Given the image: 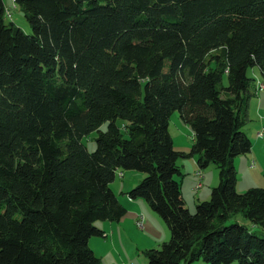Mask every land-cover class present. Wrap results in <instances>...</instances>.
Wrapping results in <instances>:
<instances>
[{
    "label": "trees",
    "instance_id": "obj_1",
    "mask_svg": "<svg viewBox=\"0 0 264 264\" xmlns=\"http://www.w3.org/2000/svg\"><path fill=\"white\" fill-rule=\"evenodd\" d=\"M13 2L31 32L0 0V264H99L95 222L127 212L110 186L118 169L144 173L126 193L169 228L148 264H264V236L227 222L240 212L264 229V186L238 192L233 161L251 150L242 110L248 69L264 79V0ZM175 110L188 151L173 145ZM193 155L219 168L195 212L176 178Z\"/></svg>",
    "mask_w": 264,
    "mask_h": 264
},
{
    "label": "rangeland",
    "instance_id": "obj_2",
    "mask_svg": "<svg viewBox=\"0 0 264 264\" xmlns=\"http://www.w3.org/2000/svg\"><path fill=\"white\" fill-rule=\"evenodd\" d=\"M6 9H10L12 16H5V21H13L25 32L30 33L31 27L24 16L23 10L14 4L13 0H3ZM15 5V6H14ZM258 72V73H257ZM248 75L255 78L252 83V93L247 99L242 115L245 117L243 130L251 140V150L248 153L238 155L234 158L236 168L237 182L236 190L244 192L250 187L264 186V86L260 87V82L264 84V79L260 75L258 67H250ZM256 82V80H258ZM223 83L227 84L224 76ZM255 84L257 86H255ZM255 87V89H254ZM257 88V89H256ZM120 127H123L124 121L117 119ZM107 121L103 122L99 129L105 130ZM169 131L174 139V148L190 150L192 146V130L189 124L185 123L180 117L178 110H175L169 120ZM261 132V135L259 134ZM98 130H94L82 138V142L89 151L96 148V137ZM192 157V156H191ZM191 157H180L178 165L181 174L176 178L181 182L182 196L186 206L190 211L195 212L196 203L207 200L210 197L211 188L219 182V168L216 164L210 163L207 167L201 168L204 177L196 176L197 169L192 168ZM185 163V168L181 167ZM121 172L123 174H121ZM144 176V173L138 170L116 171L115 179L110 183L114 192L126 205V214L118 221L97 220L95 224L102 227L107 237L92 236L90 238V247L100 258L99 264H148L145 250L150 247H159L161 242L170 237L169 228L155 211L140 198L144 205L137 209H132V202L128 199L126 191L137 184ZM201 185L198 186V183ZM238 221L243 223L249 230H253L260 236H264V229L259 225L252 224L238 212L232 214L227 222ZM180 264H187L182 261ZM188 264H207L201 258Z\"/></svg>",
    "mask_w": 264,
    "mask_h": 264
},
{
    "label": "crops",
    "instance_id": "obj_3",
    "mask_svg": "<svg viewBox=\"0 0 264 264\" xmlns=\"http://www.w3.org/2000/svg\"><path fill=\"white\" fill-rule=\"evenodd\" d=\"M258 73V72H257ZM259 81V79L258 80H256V82H258ZM262 83V82H261ZM255 86H256V84H255ZM192 130V129H191ZM173 139V138H172ZM192 143H193V131H192V141H191ZM173 143H174V139H173ZM184 149H187V148H184ZM183 149V150H184ZM180 150V149H179ZM184 151H188V150H184ZM192 159V168H194V170H196L197 169V166H198V163H197V155H193L192 157H191ZM178 162V161H177ZM181 167H184L185 168V163H181ZM198 172H200V174H198ZM195 173H196V176H198L199 178L200 177H204V173H203V171L201 170V168H199V169H197L196 171H195ZM201 185V182H199L198 183V186H200ZM127 192V191H126ZM126 192H124V193H126ZM127 194V193H126ZM128 196V195H127ZM129 198V197H128ZM121 200V199H120ZM130 202H132V209H137L136 208V206H138V207H140V206H142V205H144V202L140 199V198H137V199H131V198H129L128 199ZM106 232V231H105ZM105 237H107V234H106V236Z\"/></svg>",
    "mask_w": 264,
    "mask_h": 264
},
{
    "label": "built area",
    "instance_id": "obj_4",
    "mask_svg": "<svg viewBox=\"0 0 264 264\" xmlns=\"http://www.w3.org/2000/svg\"><path fill=\"white\" fill-rule=\"evenodd\" d=\"M5 16H8V17H11L12 16L10 9L9 10L7 9V14ZM259 84H260V87H263L264 86V84L261 83V82ZM259 134L261 135V132H259ZM198 174H200V172H198Z\"/></svg>",
    "mask_w": 264,
    "mask_h": 264
}]
</instances>
